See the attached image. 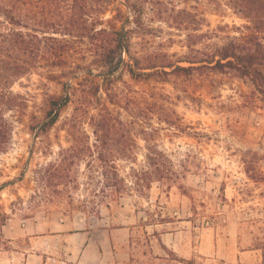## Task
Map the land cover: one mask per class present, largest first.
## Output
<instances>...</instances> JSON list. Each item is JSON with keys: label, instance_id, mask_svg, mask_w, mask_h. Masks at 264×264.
Returning a JSON list of instances; mask_svg holds the SVG:
<instances>
[{"label": "rangeland", "instance_id": "rangeland-1", "mask_svg": "<svg viewBox=\"0 0 264 264\" xmlns=\"http://www.w3.org/2000/svg\"><path fill=\"white\" fill-rule=\"evenodd\" d=\"M231 1L112 0L101 14L105 25L118 28L123 21L114 20L117 8L130 18L137 29L131 52L140 62L169 59L189 71L158 68L133 78L121 68L105 79L96 69L72 78L68 87L41 69L9 83V103L0 113V124L8 126L0 152V264H22L31 237L61 221L69 230L131 227L133 264H173L156 259L165 254L163 241L176 243L195 264H264V182L245 172L254 154L263 158L264 170V84L238 69L220 72L188 61L250 32L251 19ZM128 4L142 9L136 23ZM67 94L71 101L58 122L47 133L40 125L32 130L44 120L49 100ZM104 115L130 128L136 144L127 146L137 162L116 159L122 176L130 181L133 168L141 174L155 163L172 169L173 180H156L151 188L142 180L139 192L104 200L102 193H87L83 182L93 169L82 162L74 167L82 186L70 196H37L36 171L73 143L74 118L93 143ZM170 119L181 130L170 129ZM124 131L110 132L121 138ZM207 243L215 252L204 255Z\"/></svg>", "mask_w": 264, "mask_h": 264}, {"label": "trees", "instance_id": "trees-1", "mask_svg": "<svg viewBox=\"0 0 264 264\" xmlns=\"http://www.w3.org/2000/svg\"><path fill=\"white\" fill-rule=\"evenodd\" d=\"M110 1L112 0H37L35 8L32 9V0H0V113L9 103V83L22 75L33 73L34 70L42 69L49 79L57 80L68 87L73 86L72 78L82 73L95 75L96 69L100 71L97 75L104 76L105 79L121 68L128 71L133 78L149 77L152 70L159 71L158 68H162L164 73H168L165 68H170L172 72L190 70V67L178 65L169 59L160 63H149L145 61L146 58L140 62L139 58L134 57L131 52L132 39L137 29L131 26L132 21L123 10L117 8V15L114 17V20L123 21L119 28L110 23L105 25L101 20V14ZM126 2L130 3L131 0ZM231 2L251 19L252 25L246 26L250 32H242L237 40H230L223 45L215 44L214 49L199 61H188L191 67L200 62L220 72L227 68L238 69L255 84L262 85L264 0ZM128 7L131 8L132 16H135L134 22H138L142 9H135L134 5L130 4ZM64 77H67V80L62 81ZM70 101L68 94L52 97L46 107L44 120L31 129L34 130L40 125V131L47 133L58 122L61 111ZM88 103L89 93L83 99L82 105L86 106ZM165 114L170 115L169 111ZM77 121L78 119L74 118L73 130L71 129L73 143L61 148L56 158L36 171V181L39 185L37 196L49 199L61 198L67 194L70 196L82 186L78 174L74 171V167L82 162L93 169L91 174L86 175V180L90 181L83 182L90 186L87 187V193L95 196L102 193L104 200H117L123 194L134 190L139 192V188L144 186L142 180L151 188L156 180L170 182L176 176L166 164L160 168L155 167V163H149L148 170L141 174L133 168L129 181L121 175L116 159L124 157L137 162L133 149L127 146L136 145L130 128H125L126 125L122 121L117 123L115 118L104 115L98 121L101 134L95 131L94 142L90 143L89 135L76 128ZM168 123L170 129L182 128L171 119ZM7 128V125L0 124V152L5 143ZM115 130L125 131L121 138H117L110 132ZM148 156L150 159V155ZM262 160V157L254 154L245 162L248 177L260 183L264 182ZM93 184L98 188H91ZM158 240L161 241L160 238ZM161 246L172 258L185 264H195L194 259L178 257L162 242Z\"/></svg>", "mask_w": 264, "mask_h": 264}, {"label": "crops", "instance_id": "crops-1", "mask_svg": "<svg viewBox=\"0 0 264 264\" xmlns=\"http://www.w3.org/2000/svg\"><path fill=\"white\" fill-rule=\"evenodd\" d=\"M57 226V229L48 227L41 232L37 231L31 237V250L25 253L22 264H133V254L130 251L131 227L103 226L93 229L90 226L69 230L63 221L57 222ZM163 243L178 257L192 259L185 253L178 252L176 243ZM206 250L204 255L215 252L208 243ZM163 251L165 254L159 255L157 260L185 264L172 258L166 250Z\"/></svg>", "mask_w": 264, "mask_h": 264}]
</instances>
